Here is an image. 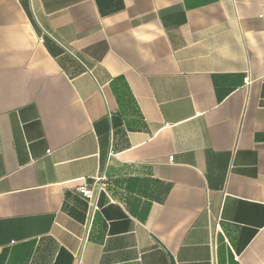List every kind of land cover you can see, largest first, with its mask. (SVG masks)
<instances>
[{
  "label": "crops",
  "instance_id": "1",
  "mask_svg": "<svg viewBox=\"0 0 264 264\" xmlns=\"http://www.w3.org/2000/svg\"><path fill=\"white\" fill-rule=\"evenodd\" d=\"M0 264H264V0H0Z\"/></svg>",
  "mask_w": 264,
  "mask_h": 264
},
{
  "label": "built area",
  "instance_id": "2",
  "mask_svg": "<svg viewBox=\"0 0 264 264\" xmlns=\"http://www.w3.org/2000/svg\"><path fill=\"white\" fill-rule=\"evenodd\" d=\"M249 82V79H246ZM172 157L170 158V160ZM106 178H95L92 181L83 180L77 187V191L88 201L92 212L100 210L98 205L99 195L106 191L107 182Z\"/></svg>",
  "mask_w": 264,
  "mask_h": 264
}]
</instances>
